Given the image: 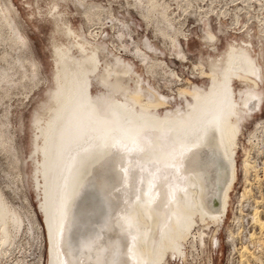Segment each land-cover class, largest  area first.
I'll use <instances>...</instances> for the list:
<instances>
[{"label":"bare ground","instance_id":"bare-ground-1","mask_svg":"<svg viewBox=\"0 0 264 264\" xmlns=\"http://www.w3.org/2000/svg\"><path fill=\"white\" fill-rule=\"evenodd\" d=\"M84 1L51 0L46 13L56 34L51 35L53 41L50 39L53 82L46 89V97L33 110L29 155L34 168L32 182L40 190L38 210L48 243L45 264H166V258L184 256L188 238L191 237L190 247H197V238L206 236L202 232L207 231L209 219L219 222L226 215L230 192L237 179L236 152L242 129L261 112L264 104V37L257 33L258 41L254 44L249 28L245 34L230 38L221 50L209 21L205 22L208 53L205 58L197 59L191 73L206 79V83L199 85L190 79L183 80L162 61L161 69L165 73L169 69V76L179 80L175 83L179 87L170 98L154 88V84L144 81L134 62L108 49L104 39L98 40L99 33L86 34L70 24L69 3L80 7L87 20L92 15L91 8L98 6L93 2L86 6ZM135 1L140 8L137 12L144 18L156 14L165 20L173 33L161 27L162 35L159 32L158 36L170 37L185 57L177 29L171 22L175 16L170 21L167 14L169 6L161 4L162 0ZM190 4L191 0H186L183 8L191 9ZM13 12L16 10L11 3L0 0V29L8 31L11 44L21 51L26 42ZM222 16L226 15L222 13ZM159 24L162 23L159 21ZM141 43L142 47L133 42L132 55L146 69L157 60L153 56L156 48L147 39ZM19 57L16 67L22 70L21 79L35 75L38 69L34 67L27 73V60L21 54ZM155 66L150 70L157 69ZM154 73L152 77H157ZM8 75L1 74L10 81ZM176 97L180 102L167 108L170 99L175 101ZM258 123L264 127V117ZM255 131L256 128L249 131V142ZM241 148L240 166L248 182L247 174L255 165L249 157L250 149ZM117 163L122 164L120 169L116 168ZM133 172L136 173L134 187ZM163 177L166 179H157ZM153 181L157 185L162 183L161 191L153 189ZM249 192L244 187L239 197L242 199ZM2 194L0 251H8L23 222ZM260 212L253 207L251 219L254 225L264 228ZM215 234L212 233L210 244L218 240Z\"/></svg>","mask_w":264,"mask_h":264},{"label":"rangeland","instance_id":"rangeland-1","mask_svg":"<svg viewBox=\"0 0 264 264\" xmlns=\"http://www.w3.org/2000/svg\"><path fill=\"white\" fill-rule=\"evenodd\" d=\"M2 1H8L9 3H11L12 8H15L16 12H13V14L16 15L13 16L17 19V22H19V30L23 34L26 44L24 47H22L21 51L19 49H16V47H14L10 42V34L8 33V31L0 29V192L3 193L2 195L7 204L10 205L11 208L15 210L20 217H22L21 219L23 222L21 224L22 227L20 226L21 228H18L19 231L17 230L14 234V238L12 241V243H14L9 247L11 249H8V251H6L7 249L5 251L1 250L2 253H0V264H45L48 243L41 222V215L38 210L37 201H39L40 199V190L37 185L35 186V182H32V171L34 172V168L31 161L29 160V155L31 151L30 140H32L33 136V134L31 133L32 129L30 127L31 120L34 115L33 110L35 111V109L38 107L37 105L40 104V102L46 97V89L53 82V79H51V77H53L52 72L54 70V62L51 55V42L53 41L51 35L53 37L56 34L53 31L51 18L46 14L50 7L51 0ZM124 1L125 0H85L84 4H86V6H88V4L92 2L98 4V6L91 8L90 10V13L92 15L89 14L90 17L88 16V18L91 20V22L89 21V19L87 20L85 15H82L84 13H81L80 7H76L73 3H69L70 5H68L67 10L69 12H72L68 14L70 24L77 30L85 31L86 34H88L89 31H94L93 33L97 34L99 33L100 36L97 37V39L99 38L98 40L104 39L108 49H110L117 55H120L125 59H129L134 62L138 72L141 74V76L143 75V80L148 81L152 86L154 84V88H159L157 90L170 98L175 94L177 87H179L178 84L175 85V83L179 82V80L174 75L169 76V69L166 70V73L162 70V66L164 65V63H167L168 66L175 71V73L177 72L176 75H178L181 79L183 78V80L190 79L199 85L206 83V79H199L197 77H194L191 73L192 69H194L193 64L199 60V57L205 58L208 53L207 47L205 45V27L207 26L205 22L209 21L210 28L216 34L218 39L216 41L217 46L221 50L225 48L226 42L230 40V38H232L233 36L245 34L244 31L249 28V33L252 36L251 38L254 44H256V41H258L257 33H262L264 37V24H262L264 19V0H191L190 6H192V10L187 8V10L189 11L183 8L184 2L186 0H184V2L183 0H157L158 2L161 1V4H167L166 6H169L167 9L172 10H169L171 13L167 10L170 21L175 16L171 22H174L173 25L175 24L174 27L177 29L176 33H178L177 37L181 41V46L185 51L186 56L183 57L180 51H177L179 50V48L174 45V42L171 43L172 40L170 41V37L158 36L160 32L159 28L162 27L163 29L165 28L166 30H169V28H167L165 20H163L159 15L156 14H152L153 17L149 15L150 17L144 18L140 14V8H138L139 6L137 7V4H135V0L125 1L128 5H130V7ZM182 2L183 4H181ZM108 8L109 10L112 9V11L108 10L104 12ZM93 9L95 11L97 10V13L94 12ZM137 10L139 11L137 12ZM220 10H222L223 12ZM184 11L186 12L183 13ZM109 12L111 13L108 14ZM188 12L192 15H189ZM195 12L200 14L197 15ZM220 12H222L223 15H226L228 19L225 18L226 16H224L223 18L222 13L220 15ZM242 14L248 15H246V17H243ZM251 14L253 19L256 15L254 20L252 19ZM93 16L94 18L95 16L99 18L96 17L94 19ZM198 16L202 17H200L197 21ZM205 16H207L209 20ZM84 17L86 18V20ZM155 17L158 18L155 19ZM111 19L113 20V22ZM200 20H203V23H205V25H202L203 23ZM232 20H236L237 22L234 21V23ZM98 21L99 23L102 22V24H99ZM159 21L162 24H159ZM254 22L257 23L255 24ZM250 23L252 24L251 26ZM79 24H81L82 26ZM230 24L233 28L229 26ZM83 25H86V28ZM244 25L246 28L244 27ZM227 26H229L230 28H228ZM98 27L103 32L100 31ZM239 29L242 31H240ZM169 33L172 34L173 30H169ZM179 34L180 36H178ZM160 35H162L161 32ZM50 39L52 40L51 42ZM146 39L151 42V44L156 48V53H151V55L153 54V56H155V59L158 60H156V62L158 64L159 61L160 63L162 61L164 62L159 64V67H157L158 65L156 62L152 63L153 66L157 65L155 66V68L157 69L150 70V68H154L152 65V67H147L145 69L146 66L140 64L139 61H137V59L132 55L134 47L133 42L142 47L143 45L141 42ZM127 43L129 45H127ZM129 46L131 48H129ZM29 47L31 49H29ZM165 47H167L168 50ZM20 54L22 57L27 55L24 57L27 60L25 65V67H27L26 72L29 73L30 70L36 67V70L38 69V71H35L36 76L32 73L29 77H24L21 79L22 70L18 71L16 67L17 61L20 58ZM170 55H174V57H171ZM31 64H34L35 66ZM28 67H30V69ZM2 73L4 75L9 74L8 78L9 80H11L7 81L6 79L2 78ZM152 73H154L153 75L157 77H152ZM164 75L165 77L163 78ZM18 79L22 82V84H18L20 82ZM35 80L37 81L36 83H34V85L33 82H35ZM152 80L155 82H153ZM41 81L44 82L42 83ZM157 82L158 84H155ZM167 82L169 84H167ZM157 85L161 87H158ZM165 85H168V87ZM170 100L171 103L170 105H167V108H170L171 105L180 102L179 98L177 97L175 101L172 99ZM263 117L264 104L262 105L261 112L249 119L243 127L242 133L240 135V143L236 152V160L238 163L237 179L233 184V188L230 192L229 200H231L228 202L229 206H227V212L224 216L225 218L223 217V220L219 222L209 219L207 223L209 227L207 226V228H205L209 235L212 233L217 234L215 235L218 238V243L210 244V237H207V244L204 248L196 246L190 247V245L187 247L188 249H186V252L188 260L186 262L178 260V257H174V259L173 257H170L168 260V264H264V228L258 226L259 224L254 225V221L251 219L253 207H257L259 210H261L260 216L262 219H264V130H262L264 127L260 123L257 124V122ZM255 121L256 126L254 127ZM255 128L258 131H255V136H257V138L253 136L251 138V142H249L248 133L250 130ZM6 133L9 136H12H10L9 138ZM247 141L249 142L248 144H246ZM11 142H13L14 145ZM250 144L251 146H249ZM8 145H13L12 147L15 148L12 149V147ZM241 145L250 149L249 157H252L250 159L255 165V169H250V172H248L247 174L248 182H245L243 169L240 166L242 164L241 160L243 157V149L241 148ZM252 145L255 146L254 149ZM30 175L31 177H29ZM244 187H246L250 192L241 199L239 197V194L243 191ZM35 219L37 223H35ZM210 220L212 221V223ZM215 229L216 232H214ZM231 233L233 234V236ZM245 246L246 248L242 251V248ZM190 248H192L191 252ZM240 250L242 251V253ZM189 252L191 254H188ZM241 254L243 256H241ZM188 255L192 257H189Z\"/></svg>","mask_w":264,"mask_h":264},{"label":"flooded vegetation","instance_id":"flooded-vegetation-1","mask_svg":"<svg viewBox=\"0 0 264 264\" xmlns=\"http://www.w3.org/2000/svg\"><path fill=\"white\" fill-rule=\"evenodd\" d=\"M198 227V226H197ZM196 227V228H197ZM199 228V227H198ZM203 234L205 233L206 234V236L204 235V236H201V237H198L197 238V240H196V245H197V247H200V248H204L205 246H206V244H207V237H210V240H211V236H212V234H208V232L207 231H204V232H202ZM191 238V237H190ZM190 238H188V240L185 242L186 243V248L189 246V239ZM218 243V240L216 241V243L215 244H217ZM188 249V248H187ZM168 260H169V258H166V264H168ZM178 260H180V261H182V262H186L188 259H187V252H186V250H185V254H184V256L183 257H178Z\"/></svg>","mask_w":264,"mask_h":264},{"label":"snow or ice","instance_id":"snow-or-ice-1","mask_svg":"<svg viewBox=\"0 0 264 264\" xmlns=\"http://www.w3.org/2000/svg\"><path fill=\"white\" fill-rule=\"evenodd\" d=\"M122 167V164L121 163H117L116 164V168L117 169H120ZM157 179H166V177H163V178H157ZM131 180H132V183H133V187L135 186V182H136V173H132L131 174ZM152 187L153 189H155L156 191H161L162 189V183L160 185H157L156 181H153V184H152Z\"/></svg>","mask_w":264,"mask_h":264}]
</instances>
